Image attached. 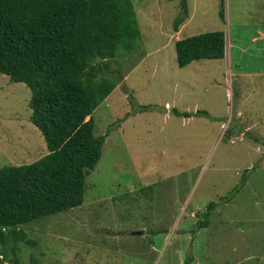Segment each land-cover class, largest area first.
Returning <instances> with one entry per match:
<instances>
[{
	"label": "rangeland",
	"instance_id": "1",
	"mask_svg": "<svg viewBox=\"0 0 264 264\" xmlns=\"http://www.w3.org/2000/svg\"><path fill=\"white\" fill-rule=\"evenodd\" d=\"M132 3L142 40L109 67L123 79L93 114L96 136L111 133L84 204L27 226L37 245L21 247L20 263L264 264V79L239 74L262 70V52L239 68L229 55L181 68L176 53L178 40L211 31L226 33L228 51L231 30L248 46L264 0H188L178 32L179 0ZM30 99L26 84L0 74V167L48 153Z\"/></svg>",
	"mask_w": 264,
	"mask_h": 264
},
{
	"label": "trees",
	"instance_id": "2",
	"mask_svg": "<svg viewBox=\"0 0 264 264\" xmlns=\"http://www.w3.org/2000/svg\"><path fill=\"white\" fill-rule=\"evenodd\" d=\"M179 6L175 32L190 17L188 0ZM141 40L132 0H0V74L30 88V120L48 149L31 164L0 167V264H21V247L37 245L25 232L31 223L84 204L86 179L111 133L96 136L93 114L123 79L109 67L120 48L130 53ZM226 45L223 31L180 39L177 64L223 59ZM171 111L211 117L202 110ZM216 204H208L200 228L209 225Z\"/></svg>",
	"mask_w": 264,
	"mask_h": 264
},
{
	"label": "crops",
	"instance_id": "3",
	"mask_svg": "<svg viewBox=\"0 0 264 264\" xmlns=\"http://www.w3.org/2000/svg\"><path fill=\"white\" fill-rule=\"evenodd\" d=\"M230 38V46L231 49L228 51L227 45H226V55H229L230 60L233 62L236 61L237 67H243L244 65V59L246 58V54L252 49L257 50L256 52H262V64L264 65V25L262 27H258L256 29L255 34L251 37L249 41V45L245 46L243 45L244 41L242 38V35L237 32L235 35L233 34L232 30L229 35ZM226 41H227V35H226ZM235 45V47H234ZM237 48L238 53L237 56L234 54V49ZM243 48V49H241ZM225 55V56H226ZM257 55L250 56L252 59H256ZM243 73H239L243 77H258L264 79V68L262 70H253V71H240Z\"/></svg>",
	"mask_w": 264,
	"mask_h": 264
},
{
	"label": "water",
	"instance_id": "4",
	"mask_svg": "<svg viewBox=\"0 0 264 264\" xmlns=\"http://www.w3.org/2000/svg\"><path fill=\"white\" fill-rule=\"evenodd\" d=\"M135 235H140V234H142V232H136V233H134Z\"/></svg>",
	"mask_w": 264,
	"mask_h": 264
}]
</instances>
